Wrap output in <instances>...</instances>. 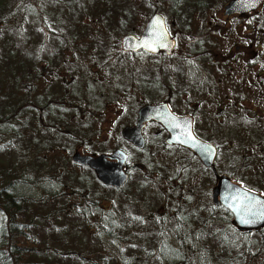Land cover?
I'll list each match as a JSON object with an SVG mask.
<instances>
[{"label": "trees", "instance_id": "trees-1", "mask_svg": "<svg viewBox=\"0 0 264 264\" xmlns=\"http://www.w3.org/2000/svg\"><path fill=\"white\" fill-rule=\"evenodd\" d=\"M228 1L0 0V264H264V229L238 232L230 214L211 205L210 190L199 195L213 176L189 151L148 135L138 150L119 131L108 147L95 140L92 117L79 119L67 106L73 104L31 102L41 71L48 87L115 93L124 110L118 130L140 106L166 102L191 115L194 133L216 148V173L243 184L249 161L264 158V122L240 109L250 93L240 87L244 72L230 49L240 45L239 31L206 23ZM153 12L174 41L172 54L122 52L121 37L139 35ZM257 12L241 18L254 35L264 31ZM86 62L104 73H89ZM252 88L251 100L262 101L264 93ZM80 91L70 101L78 102ZM78 146L95 155L122 150L127 181L100 184L71 162ZM162 183L180 186L179 214L161 212V195L147 190Z\"/></svg>", "mask_w": 264, "mask_h": 264}, {"label": "water", "instance_id": "water-1", "mask_svg": "<svg viewBox=\"0 0 264 264\" xmlns=\"http://www.w3.org/2000/svg\"><path fill=\"white\" fill-rule=\"evenodd\" d=\"M263 2L264 0H229L222 6V15L224 17L235 15L240 18L256 11ZM119 46L125 53L134 54L142 51L150 55L158 53L171 55L174 41L162 17L153 12L144 23L139 36L124 35L120 39ZM148 121L155 122L167 132L168 137L164 141L166 145H176L189 150L204 169L212 171L216 184L210 194L211 204L214 207L220 206L230 214V223L238 232L254 231L264 227V198L241 188L225 176L216 175L213 166L217 155L216 148L194 135L191 116H174L170 113L166 102L145 105L138 110L134 126H126L120 131L121 138L136 149L142 150L144 141L141 129ZM70 160L91 170L96 180L103 186L119 188L127 180L124 171L126 154L120 149H115L110 154L96 156L74 152ZM253 204L255 215L246 214V209Z\"/></svg>", "mask_w": 264, "mask_h": 264}, {"label": "flooded vegetation", "instance_id": "flooded-vegetation-1", "mask_svg": "<svg viewBox=\"0 0 264 264\" xmlns=\"http://www.w3.org/2000/svg\"><path fill=\"white\" fill-rule=\"evenodd\" d=\"M252 14H253V12L245 14L242 17H244L246 15H252ZM233 16L236 17L235 15H232V17ZM229 17H231V16H229ZM242 17H240V19ZM236 18H238V17H236ZM255 46L259 48V51L256 52L254 55H251L250 56V60H246L245 61L243 59V57L247 56V54H241V56H242L241 60L244 61L243 62L244 65L242 67H240V72L243 71L244 73H248L247 71L250 72L252 70V67H253V68H256L255 71H254V74L258 78L261 74H264V40H263V42L258 41V43H255ZM137 53H140V51L136 52L134 54H137ZM128 54H132V53H128ZM145 54H147V53H145ZM158 54H160V53H158ZM86 63H87V65L89 64V66H91L90 63H88V62H86ZM87 71L89 73H93V74H96V75H102L104 73V70L97 69V68H95V69L90 68ZM98 81H101V79H99ZM72 86L73 85H66V86L54 85V86L48 87V86L43 85V86H40L38 90H36L37 89V87H36L35 91L33 92L31 102H32V104H49L51 106H56V107L61 106V104H73V105H67V106H68L69 109H72V110L77 108V109H75V110H77L75 112L79 113V114L81 113L79 119H81V120L84 119V115L86 114V117L87 116L88 117H92V119L94 121H97L98 116H102L104 114L103 111H102V109L104 107H107L108 105H111V104L112 105H115V104L117 105L116 100H115V93L111 92V93H109V95H107L106 92H102L101 90L100 91L98 90V91H95L92 95L87 96V95H89L91 93L85 95V93H83L85 91L84 89H88V88L90 89V88H92L91 86H88V87H86V86H73L72 87ZM254 87L255 88L264 87V79L257 80L256 83L254 84ZM42 88H44V90L41 91ZM73 89L74 90L75 89H77V90L81 89V91H80V93L78 95V98L80 99L78 102L70 101V99H72V97H73V93H74ZM42 97H44L45 99H43ZM85 97H87V99H85ZM40 99H43V100L39 101ZM76 104L77 105L81 104V107H76L77 106ZM147 105H150V104H147ZM143 106H145V105H143ZM143 106H140L135 111V115L132 118V122L130 124L124 125V126H122L119 129V135H120V131L124 127H126V126H134L135 120H136V117H137V112ZM91 107H93V109H91ZM168 109H169L170 113H172L176 117L187 116V114L182 115V114L176 113V112L172 111L169 107H168ZM119 114H120V116H123L124 115V110L121 109ZM189 116H191V115H189ZM246 117H247L248 120H251L254 123L260 122L261 119L264 120V118H262L260 116H256V115H254V116H246ZM192 119H193L192 130H193V133H194L195 120H194L193 117H192ZM36 121H37V118L35 116L34 122H36ZM70 121L73 123V116L70 117ZM97 132L100 135L102 131L100 129H98ZM107 133H108L107 138H105L103 140H99V142H103V143H105V145H106V141H108V139L112 140V142H113L114 138H115V133L114 132H113V134H110L109 131ZM146 135H148L150 138H153V137H156V136L162 137L163 143H164L165 139L168 137L167 132L160 125H158V124H156L155 122H152V121H148V122L144 123V126L141 129V136L143 138V141H144ZM194 135L198 139L204 141L203 139L198 137L195 133H194ZM103 146H104V144H103ZM166 146H168V145H166ZM171 146L182 148V147L176 146V145H170L169 147H171ZM77 149H79V152H84V154L90 155V156H96V155H99V154H110L111 151L115 150V149H112L108 153H99V154L95 155L93 153L88 154L80 146L76 147L74 152H78ZM182 149H185V148H182ZM185 150H187V149H185ZM187 151H189V150H187ZM257 152L261 153L262 151H261V149H258ZM249 162L252 163V166L250 168L251 170H249V173L247 175L246 174L244 175L246 178H244L245 180H244L243 184H237V185H239L241 188H243V189H245V190H247V191H249L251 193L257 194V195L261 196L262 198H264V192L261 190L262 188H264V158L261 159L259 156L256 155L255 158H253ZM260 166H262L263 168L262 167L260 168ZM204 170L209 171L212 174V176H213L214 184H213V186L210 189V194H211V191H212L213 187L216 184L215 176H214V174L212 173V171L210 169H204ZM124 171L127 174L125 166H124ZM216 175L217 176H222V175H219L217 173H216ZM155 188L156 187L149 186L147 190L151 191V193H152V191L153 192L157 191L158 194L161 195V196H162V194H167L165 200H164V198H161V196H160V199H157V201H159V200L163 201V203L161 201L162 206L160 207V211L164 212V211L172 210L174 213L179 214L180 210H181V208H180V201H181V189H180V186H167L164 183H162V185L160 187V190H155ZM166 190H167V192H166ZM149 199L152 200V201H155L157 203L155 197H152V198H149ZM210 203H211V199H210ZM217 207H220V206H217ZM147 209H149V208H147ZM151 210L154 211L155 208L151 207ZM262 229H264V227H262L260 229H257V230H262ZM254 231H256V230H254Z\"/></svg>", "mask_w": 264, "mask_h": 264}, {"label": "rangeland", "instance_id": "rangeland-1", "mask_svg": "<svg viewBox=\"0 0 264 264\" xmlns=\"http://www.w3.org/2000/svg\"><path fill=\"white\" fill-rule=\"evenodd\" d=\"M263 5H264V3L257 9V11H258L257 15H259L261 17H264V6ZM249 18H251V17H248L247 21H249V22L254 21V20L250 21ZM208 19H209V21H206V23H209V25L214 24L218 28L222 29L223 31L231 29V28L239 31V33H240V45L239 46L232 45L230 49L232 51L233 50L237 51V52L233 51V53H235L233 56H235L237 59H240V67H242L244 65L243 64L244 61L241 60V57H242L241 54H247V56L243 57V59L246 61V60H250L251 55H254L256 52L259 51V48L255 46V43H258V41L263 42L264 31H260L259 35L258 34L254 35L252 33L254 31V27H253L254 25L253 24L247 25L248 22L247 23L245 22L246 19H242V20L240 19V22H236L238 19L234 16L233 17L232 16L231 17H224L222 15V10H221V12H218L215 15H209ZM222 33H224V32H221V34ZM135 36L137 37L138 35H135ZM138 58L142 59L144 57L138 55ZM90 68L95 69L96 67L91 65ZM255 69L256 68L252 67V70L250 72L247 71L248 73L240 74V87H241V89L250 93L249 96L245 97V100L240 101V109L245 112L246 116L256 115V116H260V117L264 118V97H263L262 101H260L261 99L251 100V98H252L251 91H253V92L255 91V90H253L252 85L254 87V84L256 83L257 80L264 79V74H261L258 78L255 76V74H254ZM41 75H43L42 76L43 80H42V82H40V84H42V86H43V84L46 83L47 78L44 76V73L42 74V71H41ZM65 76H67V75H65ZM68 79H69V77H68ZM68 79L66 78V80H68ZM40 86L41 85L37 86L38 89ZM38 89H36V90H38ZM259 89L261 90L262 93H264V87H261V88L259 87ZM34 91L35 90H33V92ZM222 91H224V88L220 90L221 93H222ZM212 96L210 95L208 99L216 98L215 96H213V97ZM180 98H181L182 102H179V103L185 104L184 103V100H185L184 96H181ZM223 103L224 102L222 101L221 105ZM186 104H188V103H186ZM189 104H192V103H189ZM121 109L122 108L119 106L118 103H117V105L116 104L115 105H112V104L108 105L107 107H104L102 109L104 114L102 116H98L97 121H94V123L92 125V132H93L94 136H95V134H94L93 130L100 129L102 131L100 135L99 134L97 135V138L95 140L99 141V140H103V139L107 138V135H108L107 132L108 131L110 134H113V132L116 133L117 131H119L118 130L119 125H120V123H122L124 121V119L122 121L120 120L121 116L119 113H120ZM209 110H212V109L209 108ZM218 112H219V110H216V112L214 114H216ZM263 122H264V120L261 119L260 123H263ZM199 123H200V121H199ZM194 126H195V123H194ZM199 126H201V125L199 124ZM199 128H201V127H199ZM224 132H229V130L225 129ZM94 136L90 137L91 138V140L89 141L90 145H92V142H94L93 141ZM111 142H112V140L108 139V141H106V146L110 147L113 143V142L112 143ZM90 148H92V146ZM77 151L79 152V149H77ZM156 160L154 159V161H156ZM261 167L262 166H260V168ZM165 170H167V169L165 168ZM168 171H170V169H168ZM213 184H214V181L206 182L204 186L201 184L200 189H199V195L201 196L202 193L205 192L206 190L209 191L211 189V187L213 186ZM186 188H188V185L183 184V190H186ZM261 190L264 192V188H262ZM2 221H3V216L0 214V224L2 223Z\"/></svg>", "mask_w": 264, "mask_h": 264}, {"label": "snow or ice", "instance_id": "snow-or-ice-1", "mask_svg": "<svg viewBox=\"0 0 264 264\" xmlns=\"http://www.w3.org/2000/svg\"><path fill=\"white\" fill-rule=\"evenodd\" d=\"M255 207V205H251L250 207H248L246 209V214H251V215H255V212H253V208ZM246 222H251V221H246Z\"/></svg>", "mask_w": 264, "mask_h": 264}]
</instances>
